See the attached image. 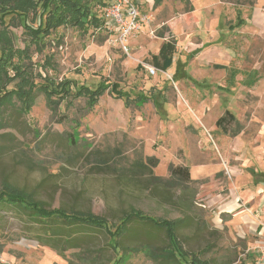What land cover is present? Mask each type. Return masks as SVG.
<instances>
[{"label":"rangeland","instance_id":"obj_1","mask_svg":"<svg viewBox=\"0 0 264 264\" xmlns=\"http://www.w3.org/2000/svg\"><path fill=\"white\" fill-rule=\"evenodd\" d=\"M102 1L109 5L110 0ZM137 2L146 20L124 42L119 31L105 27L87 34L61 27L36 49L19 18L7 23L15 47L28 49L26 63L34 75L106 92L94 106L83 96L62 101L44 91H34L27 108L12 99L0 115V190L8 181L34 191L52 209L77 206L114 224L130 208L156 219H177L178 187L164 201L145 184L125 185L98 171L94 155L106 152L110 165L125 167L154 157L159 164L153 175L162 181L169 180L173 167L190 169L189 187L197 194L190 212L195 226L183 232L185 251L207 249L201 259L211 264H264V239L252 233L249 221L237 218L253 214V180L246 167L264 140V0ZM27 21L39 25V18ZM171 40L177 47L173 67L152 75V56ZM230 68L241 74L229 88ZM42 79L35 76L36 83ZM113 84L132 99L147 97V103L115 99ZM13 89L10 84L8 90ZM226 112L234 120L217 127ZM40 229L24 213L0 208V264H81L82 249L61 256L38 240L49 237ZM165 242L164 234L149 227H136L123 241L129 247ZM106 243L105 235L92 237L95 251L105 248L111 258ZM127 264L160 263L139 252Z\"/></svg>","mask_w":264,"mask_h":264},{"label":"trees","instance_id":"obj_2","mask_svg":"<svg viewBox=\"0 0 264 264\" xmlns=\"http://www.w3.org/2000/svg\"><path fill=\"white\" fill-rule=\"evenodd\" d=\"M97 7L104 9L106 3L102 0H0V115L1 110L14 98L22 107L32 105L34 91H44L51 98L59 95L62 101L83 96L87 98L90 106L98 103L106 92L104 87L96 89L87 86L77 87L69 80L56 82L47 76L42 79V75H34L26 63L29 59L28 49L15 47L10 25L7 24L16 17L19 18L20 24L26 28L25 33L31 46L42 49L52 34L61 27L75 28L85 34L92 29L102 30L104 20L102 15L95 11ZM29 16H32V19L39 18L37 28L29 26L27 21ZM7 17H10L8 22ZM176 51V41H165L159 53L152 56V65L157 70L168 72L174 65ZM51 62L52 58L46 60L47 65ZM35 76H39L43 80L42 83H36ZM10 84H15V89L8 90ZM110 94L115 99H125L126 104L138 106L147 103L148 99L143 95L132 99L119 90L116 84L112 85ZM230 120H234V117L227 112L217 121V127L225 128ZM71 142L78 146V140L73 139ZM94 156L101 164L96 167L98 171L114 175L125 185L139 187L145 184L152 196L157 195L164 201L171 189L178 187L176 191L180 194L173 204L180 217L174 220L156 219L141 210L130 208L124 210L117 217V224H114L104 216L82 211L77 206L52 209L39 200L34 191L20 188L8 181L3 182L0 190V208L24 213L49 236L39 235L38 240L43 244H50L49 246L59 251L61 256L70 249H82V254L78 256L81 264H127L129 257L139 252H144L150 259L160 264H211L201 259V255L207 249L189 253L184 250L182 244L183 232L195 226V218L190 212L195 206L197 192L189 187L191 175L188 167H173L169 180L162 181L153 175V169L159 164L154 157L149 158L147 163L134 161L132 165L125 167L110 165L111 155L106 152L95 153ZM136 227H149L164 234L165 244L161 247L125 245L123 241ZM198 228L201 229L202 226L199 224ZM101 234L105 235L106 246L112 251L111 258L106 254L105 248L96 252L91 245L92 237Z\"/></svg>","mask_w":264,"mask_h":264},{"label":"crops","instance_id":"obj_3","mask_svg":"<svg viewBox=\"0 0 264 264\" xmlns=\"http://www.w3.org/2000/svg\"><path fill=\"white\" fill-rule=\"evenodd\" d=\"M180 1L183 3L189 2V0H180ZM241 23L243 24V22ZM216 68L218 70H225L226 67L222 65H216ZM240 74L241 72L238 69L230 68V78L227 81V86H229V88L231 86H235L236 79ZM232 80L233 82L231 83L230 81ZM246 169L248 176H250L249 178H252L253 180L252 188L250 190V198H251L250 207L253 214L252 215L249 214V216L240 215L237 218H239L240 220L242 219L244 221H249L252 233H255L257 236L261 237V239H264V140H263L262 149L254 153V157L251 161V164L248 167H246ZM247 196L245 195L246 198Z\"/></svg>","mask_w":264,"mask_h":264},{"label":"built area","instance_id":"obj_4","mask_svg":"<svg viewBox=\"0 0 264 264\" xmlns=\"http://www.w3.org/2000/svg\"><path fill=\"white\" fill-rule=\"evenodd\" d=\"M101 15L104 27L111 32L119 31L122 42L139 33L146 20L141 17L137 0H110ZM148 70L152 75H156L158 72L156 68Z\"/></svg>","mask_w":264,"mask_h":264}]
</instances>
